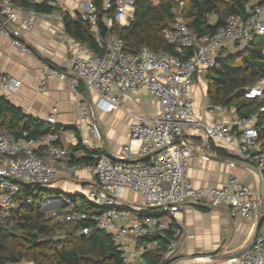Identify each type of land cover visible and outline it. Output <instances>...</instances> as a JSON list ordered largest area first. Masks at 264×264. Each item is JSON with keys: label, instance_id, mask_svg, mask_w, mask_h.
I'll return each instance as SVG.
<instances>
[{"label": "built area", "instance_id": "2783aa9c", "mask_svg": "<svg viewBox=\"0 0 264 264\" xmlns=\"http://www.w3.org/2000/svg\"><path fill=\"white\" fill-rule=\"evenodd\" d=\"M112 1L114 20L127 25L135 0ZM45 3L53 9L37 11L18 0H0V15L26 27L33 26L31 17L34 14L61 19V14L54 10L55 0H45ZM110 3L111 0H103L102 8H109ZM182 5L183 0H177L173 20L162 29L164 39L172 44L171 51L153 50L147 44L134 51L126 49L122 38L110 31L112 19L105 14H102V22L107 32L105 37H100L94 0H86L78 14L95 32L101 53L94 52L63 29L56 32L57 38L66 46L68 70L97 95L96 102H88L84 97L77 100L76 128L82 145L89 146L93 139L100 137L94 122L96 107L112 111L127 92L144 88L157 99L160 111L149 117L132 114L128 126L129 141L119 153L109 156L100 152L86 164L93 177L84 185V197L97 206L96 210L84 208L82 198L67 194L60 195L59 200L47 197L43 204L49 207L50 214L60 212L67 221L90 222L80 226L76 233L86 235L92 227L102 229L126 264H146L143 254L159 246L161 239L165 252L175 250L184 236L183 225L176 216L184 204L225 205L231 217L254 222L260 217L250 248L228 260L238 264H264V213H260L256 188L234 174H229L220 185H193L186 172L192 148L181 140L184 134L203 133L218 146L232 148L242 160L252 162L259 171L264 169V153L257 144L259 131L264 129V122L258 120L264 111V77L244 91L245 97L263 101L256 111L245 115L233 112L227 117L230 107L208 103L204 110L211 116L206 119L195 112L192 95V88L197 83L196 73L214 66L220 48L229 43L242 48L254 35L264 36V1L246 2L244 16L229 14L225 23L211 33L201 35L185 22ZM2 36L20 52H31L19 37L17 27L0 22V38ZM52 77L66 81L73 93L76 92L77 79L69 78L64 69L42 61L38 89L44 90ZM19 84L20 79L0 70L1 90H12ZM57 112L55 103L45 120L54 124ZM67 155V148L58 141L55 133L34 138L27 136L26 131L13 135L1 128L0 206L3 211L8 213L18 203L31 202L32 197L25 194L22 183L47 186L59 171L72 177L85 165L68 162ZM201 157L208 155L201 152ZM233 164L230 161V165ZM125 189L140 194L142 201L124 200L122 192ZM164 216L173 221L172 228Z\"/></svg>", "mask_w": 264, "mask_h": 264}, {"label": "crops", "instance_id": "0c3cea01", "mask_svg": "<svg viewBox=\"0 0 264 264\" xmlns=\"http://www.w3.org/2000/svg\"><path fill=\"white\" fill-rule=\"evenodd\" d=\"M85 1L55 0L54 10L59 14L68 13L74 17L79 13ZM153 1L157 2V0ZM31 19L34 23L32 27L19 25L17 21H8V27L18 28L19 37L30 47V53L20 52L9 43L7 37L0 38V70L20 79V84L15 89H0V94H4L25 113L43 120L56 103L58 112L53 124L56 128L55 134L58 136V141L68 150L67 159L70 155L79 158L82 156V150L70 148L78 142L77 100L84 97L88 102H96L97 95L68 70L65 63L66 46L56 36V32L63 29L62 20L41 14H34ZM233 46L234 44L229 43L220 49L232 52L235 51ZM42 61L64 69L69 78L77 79L76 92L73 93L66 81L55 77L48 80L44 90H39ZM204 73V70L196 73L197 83L192 88V95L195 112L209 119L211 114L204 110L205 105L210 103L205 94ZM195 91L198 94V100L194 97ZM229 107V111L226 112L227 117L236 112L234 107ZM159 111L160 104L157 99L148 94L144 88L127 92L112 111H105L104 107H96L94 119L102 134L99 139H93L88 147L102 149L104 153H109L111 156L118 154L121 147L129 141L128 126L133 119L132 114L149 117ZM181 140L192 148L186 172L193 185H220L226 181L229 174H234L257 190V175L252 169L237 163L230 165V160L216 157L242 159L232 148L218 146L211 138L199 132L184 134ZM211 144L224 150L227 155L212 152ZM201 152L206 153L208 157L202 158ZM77 163L85 165L79 167L72 177L65 176L59 171L57 177L47 185L53 195L67 194L72 197L80 195L83 200H86L84 185L92 179L93 175L86 165L90 163L84 161H77ZM122 197L134 203L142 201L140 194L127 189L123 190ZM176 216L183 225L184 236L172 253L163 252L161 262L166 264H238L220 255L240 250L246 246L251 240L257 221L231 217L227 206L213 207L205 203H186ZM164 217L171 222L169 227L172 228L173 221L169 217Z\"/></svg>", "mask_w": 264, "mask_h": 264}, {"label": "trees", "instance_id": "16d2710c", "mask_svg": "<svg viewBox=\"0 0 264 264\" xmlns=\"http://www.w3.org/2000/svg\"><path fill=\"white\" fill-rule=\"evenodd\" d=\"M37 11L49 12L53 8L44 1L18 0ZM250 0H183L182 15L187 25L198 35L207 34L225 23L229 14L245 15L244 4ZM264 1V0H257ZM97 8V33L105 37L106 27L102 14L112 19L110 31L122 38L126 49L134 51L140 45L147 44L153 50L171 51L172 44L166 41L162 29L174 18L177 0H135L132 18L127 25H120L113 18L114 3L102 8L103 0H94ZM63 30L89 46L94 52L101 53L102 48L95 39L88 21L82 20L77 13L72 17L61 14ZM264 36L254 35L242 48L235 51L220 49L215 64L204 73L205 94L210 103H220L235 108L239 115L254 112L263 103L256 98L245 97L244 91L256 80L264 77ZM264 97V88H263ZM259 122H264V111L259 114ZM5 128L13 135L27 132V136L39 137L45 133H55L56 128L46 120L25 113L21 107L12 103L4 94H0V129ZM258 149L264 153V129L259 131ZM73 150H82V156H69L68 162L91 161L102 149L82 145L79 141L70 146ZM69 148V149H70ZM212 152L220 155L227 153L211 144ZM264 181V169L262 170ZM22 189L32 200L29 204L20 203L9 212L0 214V264H12L21 260H30L39 264H126L119 257L109 235L102 229L92 227L88 234L76 233L80 226L90 224L87 221L70 222L46 214L39 209L40 201L53 195L47 187L37 183H22ZM82 206L96 210L97 206L83 200ZM57 214H60L58 212ZM68 225L63 236L53 233L62 225ZM159 246L143 254L146 264H166L161 262L164 241Z\"/></svg>", "mask_w": 264, "mask_h": 264}, {"label": "water", "instance_id": "95a60500", "mask_svg": "<svg viewBox=\"0 0 264 264\" xmlns=\"http://www.w3.org/2000/svg\"><path fill=\"white\" fill-rule=\"evenodd\" d=\"M0 22L6 26H9V22L2 15H0ZM94 122H95L97 130L99 132V135L101 136V134H102L101 130H100L99 125L97 124V121L95 119H94ZM108 155L111 156L109 153H108ZM216 157L226 158L230 161H233L234 163L246 166V167L252 169L256 173V175H257V193L259 196V209H260L261 214L264 213V181H263V177H262V172L259 171L252 162H248V161H244L242 159H237V158H232V157H222V156H216ZM259 224H260V217L257 218L256 225H255L251 240L249 241V243L246 246H244L243 248H241L240 250H237V251L223 253L220 255V257L226 258V259L231 258V257H236V256L241 255L247 249H249L251 244H252L253 238L257 233ZM213 257H216V255H213Z\"/></svg>", "mask_w": 264, "mask_h": 264}, {"label": "rangeland", "instance_id": "374dc122", "mask_svg": "<svg viewBox=\"0 0 264 264\" xmlns=\"http://www.w3.org/2000/svg\"><path fill=\"white\" fill-rule=\"evenodd\" d=\"M153 1V0H152ZM251 1H257V0H251ZM235 49L237 48V44H235L234 43V46H233ZM196 92V91H195ZM194 97H196V99L198 100V94H197V92L196 93H194ZM49 197H53L54 199H56V200H59L60 199V196H57V195H50ZM76 198H78V199H80V198H82L80 195H78ZM44 201H45V198L43 199V200H41L40 201V204H39V209L41 210V211H43L44 213H46V214H50L49 213V207L48 206H46V205H44L43 203H44ZM0 214H1V216H4V215H6L7 213H5L4 211H3V208L0 206ZM52 215V214H51ZM52 216H54V217H56V218H59L60 220H61V218H62V216L60 215V214H56V215H52ZM68 230V225H62V227H60V228H57L55 231H54V235L55 236H63L64 235V233L66 232ZM12 264H39V263H37V262H33V261H30V260H26V259H24V260H21V261H19V262H17V263H12Z\"/></svg>", "mask_w": 264, "mask_h": 264}]
</instances>
